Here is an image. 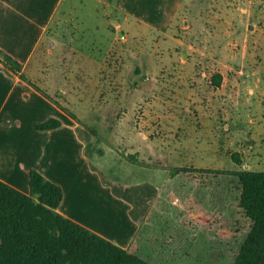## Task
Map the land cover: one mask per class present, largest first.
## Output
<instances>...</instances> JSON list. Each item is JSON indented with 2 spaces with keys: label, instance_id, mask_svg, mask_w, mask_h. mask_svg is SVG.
Returning a JSON list of instances; mask_svg holds the SVG:
<instances>
[{
  "label": "rangeland",
  "instance_id": "374dc122",
  "mask_svg": "<svg viewBox=\"0 0 264 264\" xmlns=\"http://www.w3.org/2000/svg\"><path fill=\"white\" fill-rule=\"evenodd\" d=\"M177 1L139 0L138 12L124 14L104 7L93 12L90 9L94 3L82 0L70 18L80 19L82 40L91 42L96 36L93 49L90 46L96 55V74L62 77L66 86L60 95L54 88L58 82L61 85V76L41 78L49 83V88L53 89L49 91L52 99L63 105L66 114L72 113L98 132L99 138L88 149L94 164L122 182L151 181L160 187L128 246L132 253L152 264H232L250 226L238 207L237 179L198 173H182L170 181L167 177L172 168L264 172V0H221L219 5L223 4L224 9L215 4L216 0H182L176 10ZM70 3L72 0H66L58 5L60 14L66 13ZM112 5L118 7L117 0H112ZM233 6L249 11L243 14L238 10L239 15H225L226 19H237L235 23H239V28L232 25L224 28L223 44L200 43L203 33L212 32V20L207 19L215 16L212 11L219 7L226 13ZM189 8L194 9V14H190ZM202 13L201 21L198 15ZM191 22L192 33L186 26ZM104 23L108 25L105 28ZM158 24L162 26L153 27ZM95 26L98 28L94 34ZM231 33L234 35L228 36ZM190 35L196 44L189 43ZM51 40L46 46L51 48L49 57L52 58L46 59L45 64L55 73L62 39ZM188 46L198 52H209V57L224 58L222 63L233 68V76L229 78L235 86L226 93L231 95L230 101L224 103H251L249 114L255 124H248L249 118L241 111V120L234 124L222 120L218 125L194 124L191 134L188 128L192 124H186L189 116H185L178 131L174 130L168 122L169 103H177L173 102L174 88L179 90L178 87L184 85L190 90L197 85L186 78V69L178 67L180 57L192 52ZM221 47H224L223 55ZM82 49L85 50V45ZM198 61L193 62L199 75L197 79H201V86L209 92L206 81L211 82L214 76L206 69L216 72L217 67L213 59L199 61L200 64ZM240 71L242 73L237 74ZM202 72L208 76L201 78ZM181 93L178 99L184 103L185 95ZM123 117L127 122H122ZM227 126L229 132H226ZM135 127L144 135L151 133L158 138L153 137L151 142H143L142 138L131 142L142 151L139 157L146 161L144 164L161 169L139 172L136 167L120 161L110 149L111 144L118 150L125 148L127 140L123 142L121 135L135 133ZM188 135L192 136L191 144L185 138ZM150 143L156 150L152 152L153 159L148 160L147 144Z\"/></svg>",
  "mask_w": 264,
  "mask_h": 264
},
{
  "label": "crops",
  "instance_id": "0c3cea01",
  "mask_svg": "<svg viewBox=\"0 0 264 264\" xmlns=\"http://www.w3.org/2000/svg\"><path fill=\"white\" fill-rule=\"evenodd\" d=\"M65 1L0 0V51L18 62L28 81L45 94L39 93L30 84L20 80L0 63V181L24 195H29V172L31 170L38 172L47 181L61 189L62 201L56 210L61 216L126 250L150 205L157 197L160 187L152 184L151 181V183L147 181L122 182L108 176L94 164L88 156V149L93 146L97 138L65 113L63 105L52 99L49 91L53 89L49 88V83L41 78L54 76V74L61 76V85L59 86L58 82V86L54 88L60 95L64 93L66 86L62 77L91 76L97 71L96 55L92 50L96 44V36L91 42L82 40L80 37L81 23L78 22L80 19L70 18L73 9L82 0H72L66 13L60 14L58 5L61 6ZM88 1L94 3V7L90 9L93 12H96L98 7L109 8L111 11L115 9L124 14L140 10L139 0H117L118 7H113L112 0ZM220 1L216 0L215 4L219 5ZM179 3L181 5L182 0L177 1L176 10L180 6ZM234 6L226 13H223L225 6L222 7L223 9L217 7L212 11L215 13L213 18L206 17L212 20V25H210L212 32L203 33L200 43L223 44L226 37L222 34V30L230 25L239 28V23H235L237 19L229 20L225 18V15L229 13L233 16L238 10L243 14L249 11L247 8L234 9ZM189 9L190 14H194V9ZM59 14L60 17H57ZM198 16L202 21L203 13ZM107 26V23L106 25L104 23V28ZM161 26V24L153 25V27ZM186 26L191 29L192 33L193 22L189 25L187 23ZM97 28L95 26L92 30L94 34L95 30L97 33ZM86 30L91 32V29L86 28ZM231 34L228 36L234 35V33ZM45 38L47 41L43 42ZM52 38L62 39L61 47L58 49L59 54L56 60L59 61L55 73L52 72L53 68L45 64L46 59L52 58L49 57L51 48L47 47V44L52 42ZM106 38L105 35V40ZM189 39L191 45L197 43L191 35ZM175 42L182 43L177 40ZM82 45H85V50L82 49ZM188 48L192 52L189 56L187 54V56L180 57L181 65L178 67L186 69V78L191 79V83L194 82L197 85H193L194 88L190 90L183 87L184 85H180L182 88L178 87L179 90L174 88L173 102L177 103H169L171 114L168 119L174 130L178 131L184 123L185 116H189L186 124H192V127L188 128L191 134L194 124L218 125L221 120L234 124L241 120V111H244V116L249 118L248 124H255L249 114L251 103H224L230 101L231 95L226 93L233 90L235 86V82H231L232 79L229 78L233 76V68L222 63L224 58L220 59L213 55L209 57V52L195 51L192 46ZM223 49L221 47V52ZM195 59L210 62L213 59L217 67L216 72L209 68L206 69L209 75L214 76L212 83L206 81L209 85V92L201 86V79H197L199 75L195 72L196 66L193 63ZM199 61L197 64H200ZM204 67L205 65L201 66V68ZM203 72L200 74L201 78L207 77L208 75L206 76ZM241 73V71L237 72V74ZM179 75L182 76L183 73L179 72ZM182 91L185 95L184 103H180L178 99V96L183 95ZM126 117H123L124 121L121 118L123 123L127 122ZM49 119L58 121L60 127L49 131L34 129V124L43 123ZM138 129L136 128L135 133L126 132L121 135L123 142L127 140L122 150H118L113 144L110 145V149L115 152V156L120 161L128 163L121 158L120 154H122L136 156L138 161L146 162L139 157L142 151L135 142L131 141L142 138L143 142H151L155 134L144 135ZM226 132H229V126L226 127ZM185 138L191 144L192 136L188 135ZM252 142L255 144L254 141ZM147 146L151 153L147 158L151 160L153 159L152 152L156 150V147L153 143ZM100 153L103 155V151ZM128 164L136 167L139 172L140 170L153 172L161 169L144 163L142 166Z\"/></svg>",
  "mask_w": 264,
  "mask_h": 264
},
{
  "label": "trees",
  "instance_id": "16d2710c",
  "mask_svg": "<svg viewBox=\"0 0 264 264\" xmlns=\"http://www.w3.org/2000/svg\"><path fill=\"white\" fill-rule=\"evenodd\" d=\"M0 63L45 95L28 81L22 66L2 51ZM67 114L98 138L94 128L81 123L72 113ZM58 127L60 123L54 119L34 124L36 131ZM120 156L130 164L143 165L136 156ZM182 173L237 179L240 187L238 207L250 226L232 264H264V172L172 168L167 180ZM61 201V189L34 170L29 172V195L0 181V264H152L132 253L130 248L122 249L61 216L56 211Z\"/></svg>",
  "mask_w": 264,
  "mask_h": 264
},
{
  "label": "water",
  "instance_id": "95a60500",
  "mask_svg": "<svg viewBox=\"0 0 264 264\" xmlns=\"http://www.w3.org/2000/svg\"><path fill=\"white\" fill-rule=\"evenodd\" d=\"M120 36H122V35H120Z\"/></svg>",
  "mask_w": 264,
  "mask_h": 264
}]
</instances>
